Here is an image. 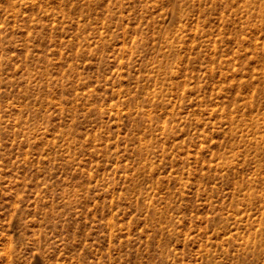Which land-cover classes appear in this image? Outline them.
Segmentation results:
<instances>
[{"label": "rangeland", "instance_id": "1", "mask_svg": "<svg viewBox=\"0 0 264 264\" xmlns=\"http://www.w3.org/2000/svg\"><path fill=\"white\" fill-rule=\"evenodd\" d=\"M0 264H264V0H0Z\"/></svg>", "mask_w": 264, "mask_h": 264}]
</instances>
